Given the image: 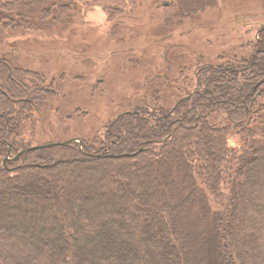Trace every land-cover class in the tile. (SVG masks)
<instances>
[{"label": "trees", "instance_id": "obj_1", "mask_svg": "<svg viewBox=\"0 0 264 264\" xmlns=\"http://www.w3.org/2000/svg\"><path fill=\"white\" fill-rule=\"evenodd\" d=\"M96 3L124 8L132 0H0V264H264L263 107L252 113L264 86L260 66L204 71L208 97L180 101L174 87L149 83L157 88L152 109L118 115L107 132L109 152L70 143L24 153L14 167L5 159L29 148L17 132L47 102L42 78L8 39L48 36L42 28L54 19ZM196 4L165 6L173 19L151 40L180 34L175 29L203 11L193 12ZM242 72H253L250 83L240 82Z\"/></svg>", "mask_w": 264, "mask_h": 264}, {"label": "rangeland", "instance_id": "obj_2", "mask_svg": "<svg viewBox=\"0 0 264 264\" xmlns=\"http://www.w3.org/2000/svg\"><path fill=\"white\" fill-rule=\"evenodd\" d=\"M177 1L132 0L124 8L80 4L66 13V16L75 13L68 20L54 19L51 27L42 28L48 36L38 31L30 40L27 36L32 33L9 38L18 41L14 53L21 63L28 66L33 76L42 78L40 85L47 97L44 105L34 106L25 115L16 139L29 147L75 140L72 143H84L91 153L111 151L112 143L107 138V132L113 131L111 123L137 106L148 105L152 109L155 98L151 92L157 88L144 82L156 71H175V64L169 62L167 55L177 58L180 45L186 53L194 50L195 57L199 53L208 57L212 71L228 64L238 66L237 62L247 68L257 47L256 51L261 53L256 61L264 71V0H200L201 3L193 0L198 5L193 12L203 11L185 19L175 29L180 34L166 35L163 37L166 40L158 44L151 37L165 30L163 20L173 19L174 9L164 8ZM141 71H146L144 78ZM252 74L248 72L238 78L241 83H250ZM263 79L264 73L257 82ZM176 80L177 77L173 78ZM263 87L256 89L257 106L252 110L257 114L263 107L262 117ZM160 99L163 103L164 94ZM238 142L239 138L232 136L228 145L235 146ZM12 154L5 155L11 163L15 161ZM16 161L12 167L25 163L23 159Z\"/></svg>", "mask_w": 264, "mask_h": 264}, {"label": "flooded vegetation", "instance_id": "obj_3", "mask_svg": "<svg viewBox=\"0 0 264 264\" xmlns=\"http://www.w3.org/2000/svg\"><path fill=\"white\" fill-rule=\"evenodd\" d=\"M196 26L197 23L194 24L192 28H195ZM260 33L261 31H259V34ZM256 39L259 40L258 36L256 37ZM163 40L165 41L166 38H163ZM182 47L183 45H180L179 48L181 49H179L177 59L180 56H183L184 58H190L192 61L190 65L189 63H186L187 66L185 68V66L182 64L183 60L178 59L175 62V69H174L175 71H156V73L153 74V77H150L144 83L152 82L154 85H163V87H167V86L174 87L176 91V95L183 94V96L181 97L179 96L180 101L187 98L191 99V97H195V96L198 97V95H202V94H206L208 97L211 88L209 86L210 85L209 80L206 78L204 71L206 72L212 71L211 67H209V58L206 57L203 53H199L195 57L194 50L190 49L189 50L190 52L186 53L185 50L182 49ZM256 49L255 52L252 54V57H254L253 60H248L249 63L247 65V68L245 66H241V62H237L236 64L238 66L228 64L224 68H221L220 70L216 69L214 71H224V72H228L229 74L233 72L236 73L238 71H258L259 67L256 58L258 54L260 55L261 50L256 51ZM252 68L253 70H251ZM141 72H142V78H144L146 76V71H141ZM241 74H245V72H242ZM175 77H177L176 82L173 81V78Z\"/></svg>", "mask_w": 264, "mask_h": 264}, {"label": "water", "instance_id": "obj_4", "mask_svg": "<svg viewBox=\"0 0 264 264\" xmlns=\"http://www.w3.org/2000/svg\"><path fill=\"white\" fill-rule=\"evenodd\" d=\"M72 142H75V140H68L64 143H59V144H46V145H43V146H35V147H29L27 149H24L23 151L19 152L13 160L15 159H18L22 154L24 153H27V152H31V151H35V150H38V149H43V148H51V147H54V146H66ZM82 146V144H80V147Z\"/></svg>", "mask_w": 264, "mask_h": 264}]
</instances>
